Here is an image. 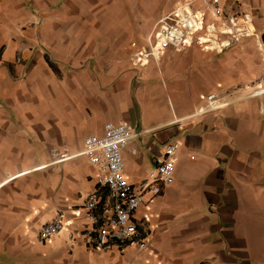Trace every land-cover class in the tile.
Returning <instances> with one entry per match:
<instances>
[{
	"label": "crops",
	"instance_id": "crops-1",
	"mask_svg": "<svg viewBox=\"0 0 264 264\" xmlns=\"http://www.w3.org/2000/svg\"><path fill=\"white\" fill-rule=\"evenodd\" d=\"M140 1L0 0V264H264V97L239 90L261 78L254 39L219 53L170 49L134 66L124 46L162 16L122 21L124 2L138 10ZM208 1L248 11L264 32V0ZM123 30L131 36L119 44ZM209 92L229 104L179 129ZM109 121L135 135L122 157L136 187L167 143L180 144L172 182L136 212L144 250L97 248L85 235L86 197L107 193L83 141ZM58 212L64 227L42 240Z\"/></svg>",
	"mask_w": 264,
	"mask_h": 264
},
{
	"label": "built area",
	"instance_id": "built-area-1",
	"mask_svg": "<svg viewBox=\"0 0 264 264\" xmlns=\"http://www.w3.org/2000/svg\"><path fill=\"white\" fill-rule=\"evenodd\" d=\"M247 37H253L262 60L261 78L246 88L239 87V90L244 91L247 97H264V32L257 31L248 11L227 12L217 1H178L171 11L157 19L149 34L131 39L124 49L128 60L141 67L170 49L179 51L197 45L203 51L219 53ZM203 100L204 104L194 112L176 119L179 129L182 128L181 122L229 104L217 92L205 94ZM261 111L264 112V106ZM134 136L128 123L109 121L104 124L101 135L90 134L83 141L81 153L96 168V181L107 193L104 201L101 196L91 193L84 202L85 217L89 221L85 235L97 248L116 245L123 250L125 245L132 244L140 250L146 249L147 226L139 221L136 212L144 204L146 193L158 196L162 188L173 180L180 148L177 141L164 146L163 156L156 160L155 167L140 187L126 180L122 151L130 145ZM132 151L135 152V149ZM63 218V213L58 212L41 226L42 240L62 230Z\"/></svg>",
	"mask_w": 264,
	"mask_h": 264
},
{
	"label": "rangeland",
	"instance_id": "rangeland-1",
	"mask_svg": "<svg viewBox=\"0 0 264 264\" xmlns=\"http://www.w3.org/2000/svg\"><path fill=\"white\" fill-rule=\"evenodd\" d=\"M142 1L145 3V7H143L141 5ZM159 1L160 0H141L140 1L141 4H139L138 10L135 9L130 4L128 5V3L124 2V6L122 7L123 13H122L121 20L124 22L128 21L130 23L129 26H131V25L136 24V20H138L136 15L139 14L140 20L149 22L152 18L157 17V16L159 17L160 15H163V12H164L163 9L166 8L167 6H170V4H171V0H165L162 2H159ZM125 4H127V7H125ZM130 36H131V33L129 31L123 30V32L119 36V38H120L119 44L125 43L129 39ZM255 47H256V44H255ZM215 59H217L218 62H220V63L224 61L223 57L222 58L219 57V58H215ZM204 61L207 62V59H204Z\"/></svg>",
	"mask_w": 264,
	"mask_h": 264
},
{
	"label": "trees",
	"instance_id": "trees-1",
	"mask_svg": "<svg viewBox=\"0 0 264 264\" xmlns=\"http://www.w3.org/2000/svg\"><path fill=\"white\" fill-rule=\"evenodd\" d=\"M7 67H8V70H9L10 74H13L11 66L9 64H7Z\"/></svg>",
	"mask_w": 264,
	"mask_h": 264
}]
</instances>
